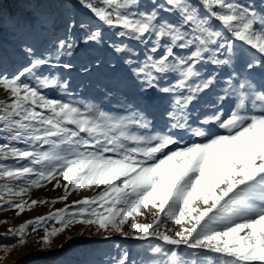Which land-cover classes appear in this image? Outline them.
<instances>
[{
	"label": "snow or ice",
	"instance_id": "obj_1",
	"mask_svg": "<svg viewBox=\"0 0 264 264\" xmlns=\"http://www.w3.org/2000/svg\"><path fill=\"white\" fill-rule=\"evenodd\" d=\"M78 3L107 27L118 29L115 35L122 39L107 42L99 27L69 17L65 36L53 52L37 56L25 48L32 57L29 64L11 77L0 76V89L10 101L0 100V132L10 141L0 145V161L30 162L0 164V179L26 182L27 187L19 189L2 185L17 197L55 180L54 187H63L64 195L52 203L66 200L70 191L101 190L73 201L79 206L76 212L69 213L66 205L8 231L23 243L29 226L35 232L55 219L59 226L44 228L41 247H50L68 227L82 224L95 227L104 239L119 234L171 246L150 248L162 254L159 264H207L208 253L217 255L218 264H264V0L259 9L239 0H148L147 10L142 0ZM77 29L82 35H73ZM123 38L145 46L143 60ZM93 43L106 44L124 56L123 63L142 92L154 89L169 96L165 129L154 131L143 108H136L131 117L113 115L85 99L65 101L41 91L67 92L71 87L67 80L37 70L70 69V62L53 60L71 57L78 45ZM94 63L99 66L100 61ZM82 71L88 72L89 66ZM26 74L34 83L22 79ZM169 76L174 82L161 86L160 80ZM217 85L223 94H217L218 100L234 98L229 113L224 116L217 110L194 116L192 105ZM211 125L224 132H212ZM178 133L202 142L193 140L173 150L170 146L182 143ZM5 203L19 216L48 201ZM142 210H155L154 218L137 222ZM167 221L179 230H161ZM181 246L193 251L183 252ZM110 260L129 264V253Z\"/></svg>",
	"mask_w": 264,
	"mask_h": 264
},
{
	"label": "rangeland",
	"instance_id": "obj_2",
	"mask_svg": "<svg viewBox=\"0 0 264 264\" xmlns=\"http://www.w3.org/2000/svg\"><path fill=\"white\" fill-rule=\"evenodd\" d=\"M239 2L252 3L257 9L261 7V0H239ZM142 5L145 10L151 7L148 0H142ZM164 15L170 20H175V16L172 14ZM69 17L75 18L77 21H85L92 27H99L107 42L119 43L122 39L115 35L118 29L109 28L98 21L89 10L78 3V0H0V76L11 77L23 66L29 64L32 57L24 51L25 48H32L37 56L53 52L59 38L65 36L64 25ZM73 35L80 36L82 33L77 29ZM123 43L135 49L139 59H144L145 46L143 44L126 38H123ZM177 51L181 50L177 49ZM123 59L124 56L115 53L106 44L93 43L87 46L80 44L74 50L73 56L62 55L59 61L53 60V63L70 62L72 68L44 66L37 70L44 75L67 80L71 85L67 92L58 88L42 89L41 91L46 96L65 101L85 99L113 115L131 117L136 108H143L151 120L150 127L154 131L165 129L167 120L165 113L169 104V96L154 89L142 92L140 82L132 76L128 66L123 63ZM97 60L100 61L99 66L94 63ZM84 65L89 66L88 72L82 71ZM208 70H213L211 65L208 66ZM260 74L261 70L257 69L255 73L257 79L260 78ZM22 79L34 83L28 79L27 74ZM169 82H174L173 77L161 79L160 85L167 86ZM218 93H220V85L201 94L192 105L194 116L202 117L205 113L217 110L226 116L233 107L234 98L225 96L221 101L217 99ZM0 100L10 102L8 93L3 89H0ZM210 101H215V104H210ZM209 127L212 132H224L217 125ZM178 135H182V143L170 146L173 150L193 140L202 142L201 138L189 137L182 133H178ZM5 143H10V141L6 134L0 132V145ZM12 143H15L16 147H25L18 142ZM41 150H47V146H41ZM0 164L12 167L29 165L30 162L9 158L0 161ZM5 183L14 189L27 187L23 180L0 179V221H4V223H0V264H111L110 258L118 257L124 251L129 253V264H132L133 260L136 261V264H159V261L163 259L162 254L153 253L150 248L160 246L162 249H168L171 247L163 245L161 241L154 238L141 241L132 239L131 236L125 238L119 234H112L110 238L104 239V234L98 233L95 227L82 224L68 227L52 239L50 247H41L39 241L44 235V228L51 230L59 226L55 219L48 220L35 232H33L32 226H29L24 236V242L19 243V238L12 235L8 231L9 228L15 229L25 221L38 216H48L57 209L65 208L66 205L69 213L76 212L79 206H73V201L95 196L101 189L70 191L66 200L52 203L53 200L64 195L63 187H54L55 180L44 183L43 187L31 188L23 197H17L4 191L2 185ZM61 183H64L62 178ZM20 199L26 201L46 200L48 203L37 204L31 210H25L17 216L16 210L5 202ZM154 214L155 210L144 211V215L137 216L136 220L139 223H148V217L154 218ZM124 227L125 231H128V225L126 224ZM173 227L175 230H179V226H174L171 221H167L161 230ZM181 250L183 252L193 251L184 246H181ZM207 264H218L217 255L208 253Z\"/></svg>",
	"mask_w": 264,
	"mask_h": 264
}]
</instances>
